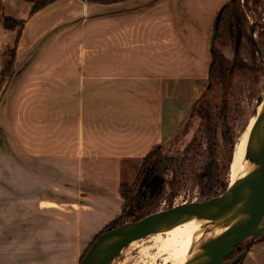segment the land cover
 I'll use <instances>...</instances> for the list:
<instances>
[{
	"label": "crops",
	"instance_id": "0c3cea01",
	"mask_svg": "<svg viewBox=\"0 0 264 264\" xmlns=\"http://www.w3.org/2000/svg\"><path fill=\"white\" fill-rule=\"evenodd\" d=\"M226 1L53 0L25 17L12 74L1 86L6 94L16 92L12 133L24 187L29 157L40 166L50 153L55 169L97 192L85 189L80 206L73 205L81 210L89 234L113 219L122 203L123 162L143 157L175 134L207 84L214 18ZM44 104L50 114L36 108L35 115H28L30 108ZM48 124L49 130L44 128ZM12 166L5 159L0 163L2 179L16 169ZM42 199L38 205L72 202ZM7 245L0 242V264L27 261L13 258Z\"/></svg>",
	"mask_w": 264,
	"mask_h": 264
},
{
	"label": "rangeland",
	"instance_id": "374dc122",
	"mask_svg": "<svg viewBox=\"0 0 264 264\" xmlns=\"http://www.w3.org/2000/svg\"><path fill=\"white\" fill-rule=\"evenodd\" d=\"M237 2L244 13L242 23L245 31L235 57L236 63L239 64L229 76L228 82L214 80L210 83L208 77L207 84L202 91L207 93V105L212 107L213 113L219 109L222 101L226 100L224 119L223 121L218 119L215 122L214 149L220 171L225 172L224 170H227L225 175L227 184L234 143L248 123L249 118L254 114L257 104L263 99L264 89V0L257 2L238 0ZM31 4L32 2L28 0H0L2 15L0 20V70L10 60L11 54L13 55L16 34L19 32L21 34V25L25 21V17L32 15L27 13ZM5 15L21 19L13 25L11 28L13 30L4 27L3 16ZM83 37L79 38L81 50L83 49ZM5 41L8 43L6 48L4 46ZM234 43V38L223 35L215 44V47L228 61V65L234 58ZM257 46L261 50V55L258 54ZM9 77L10 75L5 76L2 87L6 86ZM2 90H0V104H2L0 108V163L5 159L6 162L12 163V167L16 169L6 171L8 177L5 179H2L4 177L0 175V183L2 185L4 181L6 183L0 188L2 195L0 197V242L9 244L7 247L10 249L9 254L13 258L18 257L23 260V257H27V261L23 260L22 264H79L97 235L101 231L108 230H103L106 223L99 229L94 228L92 231L95 232L89 234L90 229L83 225L85 220L82 218L81 210L73 207V205L79 207L77 200L83 198L82 195H88L85 189L92 191L93 188L91 190V188L78 186L79 182L74 179V176L70 177L66 170L58 171L55 169L51 164L50 153L44 154V162L40 166L35 164L34 158L31 161L29 157L28 164L31 170L29 169L26 174L28 183L24 187L23 181L19 180L21 172L18 170L20 162V155L17 151L18 140L14 138L15 135L12 133L14 130L12 114L14 102L17 99L16 92L11 90L6 94L7 91ZM48 93L49 99L44 97V102L47 101V103L50 102L51 98V92ZM36 108L38 109L37 112L41 114L51 113V107L44 104V106L37 107L36 105V107L30 108L28 115H35ZM193 112L191 109L181 126V130L163 141L156 152L155 156L164 158L160 164L158 163L159 166L165 165L161 169V179H149L145 185L137 186L136 191H133L143 157L128 159L123 162L119 189L121 185L126 187L125 190L131 192L132 198L126 201L119 193L122 203L117 215L122 212L126 202L131 203L133 214L144 216L182 202L202 199L199 175L208 160V144L204 139V120L199 114ZM50 126L51 124L44 125V128L49 130L48 127ZM229 137L233 138V144L228 142ZM47 140L46 149L51 152V137ZM189 145L190 150L187 149ZM6 153V158H4ZM185 155L191 156L193 162L186 163L182 168L178 167L177 162L167 165L169 162L167 158H174L177 161ZM31 162H33V166L30 165ZM20 182L23 185L21 187L19 186ZM92 193L97 195L96 191H92ZM19 196L23 198H19ZM41 198H56L58 200L71 198L72 202L63 205L64 207L57 205V203L54 204L55 202L52 203L51 200L38 205ZM133 216L127 217L122 223L123 227L133 225ZM262 221H264V216ZM96 224L94 223V225ZM150 232L153 231L149 230L145 233L146 239ZM248 242L249 237L244 239L221 264L234 263L233 259L246 248ZM95 251L97 256H102L103 253H97L101 250L96 249ZM153 251L155 252V249H152ZM112 258L118 264H134L135 260L139 259L138 248L130 250V259L126 261L120 251L116 252ZM238 259V264H264V233L258 234L248 251L241 254ZM158 263L164 264L161 257L155 258V264Z\"/></svg>",
	"mask_w": 264,
	"mask_h": 264
},
{
	"label": "bare ground",
	"instance_id": "6f19581e",
	"mask_svg": "<svg viewBox=\"0 0 264 264\" xmlns=\"http://www.w3.org/2000/svg\"><path fill=\"white\" fill-rule=\"evenodd\" d=\"M262 98L234 143L229 163L227 190L248 188L251 184L249 179L255 171L256 158L264 145V122L251 138L250 132L264 110V89ZM255 205L256 201L248 203L247 206L252 208ZM236 208L237 201H234L225 204L223 210L213 217L189 214L158 219L156 222L161 226L156 231L148 233L147 239L145 232H141L130 240L120 252L126 261L130 259V250L138 248L139 259L135 260L134 264H155L157 257H161L164 264L201 263L205 258H199L200 253L208 244L225 232L240 226L241 217L245 213L235 212ZM262 225L260 223L257 228ZM132 226L127 225L119 232L124 233ZM118 240V236H108L102 239L96 247L101 252L97 253L108 252L117 244ZM225 242L223 241L221 244H225ZM152 249H155V252H152ZM104 264H118V262L111 258Z\"/></svg>",
	"mask_w": 264,
	"mask_h": 264
},
{
	"label": "trees",
	"instance_id": "16d2710c",
	"mask_svg": "<svg viewBox=\"0 0 264 264\" xmlns=\"http://www.w3.org/2000/svg\"><path fill=\"white\" fill-rule=\"evenodd\" d=\"M32 2V8L30 10V14L35 13L42 7L46 6L53 0H28ZM88 1H97L101 3H108V2H115V1H122V0H88ZM238 0H227L217 11V14L214 19L213 28H216L213 44L210 47V62L208 66V77L210 80V83H212L214 80H218L220 82H228L229 76L232 75L233 70L236 68V66L239 63H236L235 57L231 60L230 64L228 65V61L226 58H224L221 54V52L215 47L216 42L221 39L223 35H227L234 38V42L236 40L237 34L240 33V31L245 33L242 20L244 18V13L242 12V8L238 6ZM258 0H254V2H257ZM1 12H0V20H1ZM4 18V27L5 28H13V25L16 24V20L13 16L5 15ZM237 24V25H236ZM20 37L19 34H16L15 38V45L16 46L18 39ZM252 41V36L250 37ZM235 44L234 50L237 52L238 45ZM13 55L11 56L10 60L2 67L0 70V90L2 83L4 82L5 76L11 75L13 71ZM206 92H202L201 95L194 101L192 105V112L194 111L196 114H199L203 120H204V139L206 143L208 144V150H207V156L208 160L204 165L203 171L199 175V182L201 186V195L202 199L209 198L211 196H215L220 194L226 187V173L227 170L220 171V168L218 166V162L216 159V152L214 149V133H215V122H217L218 119L222 120L224 119V114L226 110V99L223 97V103L220 105L219 109L213 113L212 107L210 105H207V98ZM193 112V113H194ZM185 122V121H184ZM183 122V123H184ZM182 123V124H183ZM182 126V125H181ZM181 130V127L176 131L179 132ZM175 133V134H176ZM228 142L233 144V138L229 137ZM159 144L155 145L150 151H148L143 156L142 165L140 168V171L137 176V181L135 183L133 191H136L138 188L137 186H143L149 179H161L162 178V171L161 169L165 166L164 164H160L162 160H164L161 156H155L156 152L159 149ZM190 145L187 147L188 150ZM155 157V158H154ZM168 163L167 165H171L173 163H178V167L182 168L187 163H192V157L185 155L183 158H180L179 160L175 161L174 158H167ZM158 165V166H157ZM184 172V171H183ZM126 187L120 186L119 193L122 198L126 199V201H129L132 196L130 195L131 192H127L125 190ZM220 190V192H218ZM132 191V192H133ZM201 199V200H202ZM133 216V221L138 220L143 215H135L133 214V210L131 208V203H125L122 208V212L111 219L106 225L103 230L110 229L112 227H116L121 225L129 216ZM102 232V231H101ZM100 232V233H101ZM239 259H237L232 264H238Z\"/></svg>",
	"mask_w": 264,
	"mask_h": 264
},
{
	"label": "water",
	"instance_id": "95a60500",
	"mask_svg": "<svg viewBox=\"0 0 264 264\" xmlns=\"http://www.w3.org/2000/svg\"><path fill=\"white\" fill-rule=\"evenodd\" d=\"M19 22L21 19H15ZM216 28H212L210 47L213 44L214 34ZM258 54L261 55V50L257 46ZM261 100V99H260ZM260 102V101H259ZM264 122V110L261 112L259 118L255 122L251 132L250 138L255 131ZM251 182L248 188L229 189L227 187L218 195L202 199L191 200L182 202L180 204L173 205L169 208L151 212L139 218L136 221H132L133 226L124 233H120L119 230L123 228V224L110 228L97 235L94 241L89 246L88 250L84 254L79 264H104L107 260L120 251L123 246L129 243L136 235L141 232H147L149 230L156 231L161 225L156 221L158 219H167L173 215H189L196 216H215L223 210L224 205L237 201V208L235 212L245 213L241 217V224L234 230L225 232L210 244H208L200 253L199 258L204 257L205 260L197 264H221L225 258L247 237L249 242L246 248L240 251L233 261H236L241 254H244L250 248L254 238L264 233V222L262 221L264 216V145L256 158L255 171L250 177ZM256 201V205L249 208L247 205L250 202ZM156 223V224H155ZM262 223L263 225L257 228ZM155 224V225H154ZM118 236L119 240L115 246L102 256L95 254L98 243L108 237ZM223 241H226L225 244ZM196 260V259H195Z\"/></svg>",
	"mask_w": 264,
	"mask_h": 264
},
{
	"label": "flooded vegetation",
	"instance_id": "af4514ba",
	"mask_svg": "<svg viewBox=\"0 0 264 264\" xmlns=\"http://www.w3.org/2000/svg\"><path fill=\"white\" fill-rule=\"evenodd\" d=\"M216 14H217V12H216ZM215 19V18H214ZM214 24V23H213ZM237 25V24H236ZM244 36V34H243V32L242 31H240V33L239 34H237V37H236V40H235V43H237V45H238V48H239V45H240V41H241V38ZM253 39V38H252ZM234 57H236V51H235V54H234ZM240 245V244H239ZM238 245V246H239Z\"/></svg>",
	"mask_w": 264,
	"mask_h": 264
}]
</instances>
